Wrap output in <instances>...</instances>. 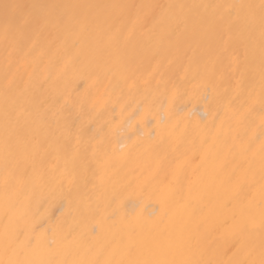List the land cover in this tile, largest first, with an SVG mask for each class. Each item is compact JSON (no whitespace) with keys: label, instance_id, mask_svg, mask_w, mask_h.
<instances>
[{"label":"bare ground","instance_id":"bare-ground-1","mask_svg":"<svg viewBox=\"0 0 264 264\" xmlns=\"http://www.w3.org/2000/svg\"><path fill=\"white\" fill-rule=\"evenodd\" d=\"M0 264H264V0H0Z\"/></svg>","mask_w":264,"mask_h":264}]
</instances>
